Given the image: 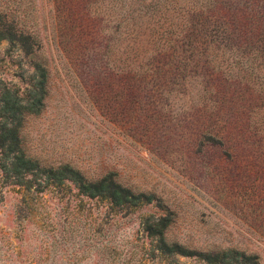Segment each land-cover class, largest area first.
Instances as JSON below:
<instances>
[{
	"label": "rangeland",
	"instance_id": "obj_1",
	"mask_svg": "<svg viewBox=\"0 0 264 264\" xmlns=\"http://www.w3.org/2000/svg\"><path fill=\"white\" fill-rule=\"evenodd\" d=\"M0 11L41 46L28 57L0 42V90L27 107L42 97L22 122L28 157L90 181L113 173L144 196L115 207L49 173L21 183L0 170V264H205L157 250L147 226L168 212L171 243L264 264V0H0ZM126 58L143 66L127 89Z\"/></svg>",
	"mask_w": 264,
	"mask_h": 264
},
{
	"label": "trees",
	"instance_id": "obj_2",
	"mask_svg": "<svg viewBox=\"0 0 264 264\" xmlns=\"http://www.w3.org/2000/svg\"><path fill=\"white\" fill-rule=\"evenodd\" d=\"M2 41L18 46L28 57H38L37 53L41 49L40 44L31 34L19 29L14 21H10L0 11V42ZM141 68L143 66L137 64L133 58L123 60L121 78L126 89L131 86L126 83H130ZM35 69L40 72L42 77L40 85L44 87L48 78L47 67L44 62L43 64L37 62ZM0 91V170L8 181L14 178L25 183L24 180L30 176L37 177L49 173V184L53 183V180L58 185L71 182L83 195L105 199L115 207L136 206L140 198L144 197L124 187L116 180V175L113 173L97 181H90L80 171L68 165L58 169L43 170L39 162L28 157L21 147L20 137L25 115L38 111V107L42 106V97L36 99V104L27 107L23 105L19 93H12L6 87ZM172 217V213L168 212L166 216H160L152 223L148 220L150 223L147 226L148 235L156 242L157 250L163 256L176 260L180 257L195 259L205 264H260L258 257L236 250L199 251L186 248L176 242L171 243L167 239L166 232L173 223Z\"/></svg>",
	"mask_w": 264,
	"mask_h": 264
}]
</instances>
